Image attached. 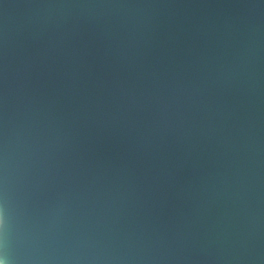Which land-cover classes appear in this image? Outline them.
Masks as SVG:
<instances>
[{
    "label": "water",
    "instance_id": "1",
    "mask_svg": "<svg viewBox=\"0 0 264 264\" xmlns=\"http://www.w3.org/2000/svg\"><path fill=\"white\" fill-rule=\"evenodd\" d=\"M0 264H264V0H0Z\"/></svg>",
    "mask_w": 264,
    "mask_h": 264
}]
</instances>
